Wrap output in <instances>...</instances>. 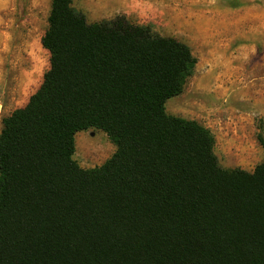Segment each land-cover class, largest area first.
I'll return each instance as SVG.
<instances>
[{
  "label": "trees",
  "instance_id": "1",
  "mask_svg": "<svg viewBox=\"0 0 264 264\" xmlns=\"http://www.w3.org/2000/svg\"><path fill=\"white\" fill-rule=\"evenodd\" d=\"M72 1L51 0L49 67L2 118L0 264H264V159L221 166L210 130L165 109L190 47L123 14L89 22ZM88 128L115 151L84 168Z\"/></svg>",
  "mask_w": 264,
  "mask_h": 264
},
{
  "label": "rangeland",
  "instance_id": "2",
  "mask_svg": "<svg viewBox=\"0 0 264 264\" xmlns=\"http://www.w3.org/2000/svg\"><path fill=\"white\" fill-rule=\"evenodd\" d=\"M51 0H0V129L23 106L49 67L41 45ZM89 22L123 14L186 43L196 58L168 113L196 120L214 137L221 166L252 171L264 159V0H73ZM77 137V138H76ZM86 142V143H85ZM115 151L101 129L75 134L84 168Z\"/></svg>",
  "mask_w": 264,
  "mask_h": 264
},
{
  "label": "bare ground",
  "instance_id": "3",
  "mask_svg": "<svg viewBox=\"0 0 264 264\" xmlns=\"http://www.w3.org/2000/svg\"><path fill=\"white\" fill-rule=\"evenodd\" d=\"M77 138V137H76ZM86 143V142H85Z\"/></svg>",
  "mask_w": 264,
  "mask_h": 264
}]
</instances>
